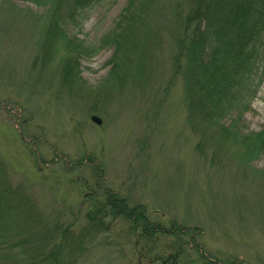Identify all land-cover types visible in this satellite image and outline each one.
Wrapping results in <instances>:
<instances>
[{
	"label": "rangeland",
	"instance_id": "rangeland-1",
	"mask_svg": "<svg viewBox=\"0 0 264 264\" xmlns=\"http://www.w3.org/2000/svg\"><path fill=\"white\" fill-rule=\"evenodd\" d=\"M175 2L152 0L122 75L111 74L114 48L105 45L79 58V78L66 57L71 74L63 80L66 54L61 36L47 34V2L0 0L6 181L25 187L48 222L74 232L89 209L105 203L106 191L159 227L152 243L128 233L124 215L109 214V233L95 235L67 264H159L154 254L169 255L179 242L180 263L264 264V153L242 158L237 142L191 127L183 75L172 64L184 17ZM126 3L104 0L67 34L95 41L116 27ZM236 125L233 138L264 127V76Z\"/></svg>",
	"mask_w": 264,
	"mask_h": 264
},
{
	"label": "trees",
	"instance_id": "trees-1",
	"mask_svg": "<svg viewBox=\"0 0 264 264\" xmlns=\"http://www.w3.org/2000/svg\"><path fill=\"white\" fill-rule=\"evenodd\" d=\"M47 2L49 33L61 36L63 80L79 78L75 65L82 56H91L103 46H113L110 72L122 75L135 57L140 26L152 0H127L115 28L93 42L69 36L66 27L84 18L86 11L104 0H44ZM183 13V30L172 55L173 70L182 73L187 98V119L201 135L216 130L225 140L237 142L242 158L264 153V127L237 136L236 122L250 109L264 76V0H176ZM121 31L118 32V28ZM138 53V52H137ZM70 60H68L69 62ZM223 140V139H222ZM103 205L86 213L87 222L77 232L59 222L50 223L36 200L23 186H12L0 166V264H67L66 257L84 252L100 232L109 233V214L124 215L128 233L155 243L154 224L143 210L128 207L125 200L106 191ZM178 235L180 226H177ZM159 228V227H158ZM166 232V231H164ZM147 237V238H146ZM180 241V239H178ZM177 249L154 254L159 264L178 262ZM153 251V246L149 247ZM204 257V256H202ZM204 264H216L206 260Z\"/></svg>",
	"mask_w": 264,
	"mask_h": 264
},
{
	"label": "water",
	"instance_id": "water-1",
	"mask_svg": "<svg viewBox=\"0 0 264 264\" xmlns=\"http://www.w3.org/2000/svg\"><path fill=\"white\" fill-rule=\"evenodd\" d=\"M91 119H92L93 121H95V122H100V118L97 117V116H95V115H92V116H91Z\"/></svg>",
	"mask_w": 264,
	"mask_h": 264
}]
</instances>
